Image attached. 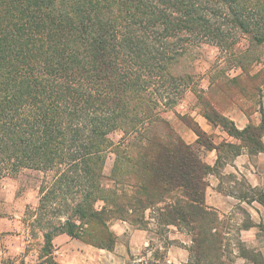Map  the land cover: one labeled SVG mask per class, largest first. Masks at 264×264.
Listing matches in <instances>:
<instances>
[{
	"label": "trees",
	"instance_id": "obj_1",
	"mask_svg": "<svg viewBox=\"0 0 264 264\" xmlns=\"http://www.w3.org/2000/svg\"><path fill=\"white\" fill-rule=\"evenodd\" d=\"M231 26L248 35L264 26V0H0V179L44 175L39 207L29 214L44 240L39 264H60L59 235L88 242L93 226L100 241L111 242L112 220L143 227L142 209H156L159 225L186 230V264L239 257L264 264L241 237L235 254L228 252V223L205 203L208 177L226 149L236 157L241 148L264 154V119L241 131L215 109L205 111L244 144L216 145L193 128L196 144L218 154L212 167L162 114L191 88L188 72L176 74L184 57L202 44L226 49ZM252 36L264 42V34ZM252 189L254 196L239 200L264 207V190ZM161 262L155 255L135 264H174Z\"/></svg>",
	"mask_w": 264,
	"mask_h": 264
},
{
	"label": "rangeland",
	"instance_id": "obj_2",
	"mask_svg": "<svg viewBox=\"0 0 264 264\" xmlns=\"http://www.w3.org/2000/svg\"><path fill=\"white\" fill-rule=\"evenodd\" d=\"M226 30L231 33L230 40L225 45L226 49L214 44H202L191 50L178 66L176 74H185L182 72L190 74L191 88L175 105L163 107L162 114L181 138L179 133L181 126L185 125L193 132V128L200 127L197 120L200 117L205 118V111L211 108L222 115L244 111L250 117L251 126H260L264 119V42L254 40L252 36L257 32L264 34V26H257L249 35L232 26ZM206 134L216 145L225 139L224 141L233 140L237 145L244 147L239 140L222 133L221 129L216 133ZM111 138L116 142L121 138V134L117 132ZM193 146L199 149L201 158L205 160L209 151L196 143ZM225 151L227 153L224 152L222 164L216 171V175L222 181L221 192L236 199L242 195L254 196L251 191L253 189L244 176L246 171L240 173L242 167L248 169L251 166L256 170L258 168L257 175L262 182L260 189L264 190V154L251 156L246 148H241V153L249 154L250 159L239 166L234 163L238 156L228 154L227 149ZM114 165L115 156L110 154L104 169L105 176L112 175ZM232 169H237L240 174L233 173ZM222 172L225 175H222ZM43 177L41 172L25 171L17 178L6 176L0 179V264H39L44 240L39 228L31 226L32 219L29 218V214L39 207ZM106 184L109 188L113 186L108 180ZM133 190L129 188L130 195L134 194ZM250 200L251 198L245 199L247 201L245 203L251 204ZM232 204L233 207L226 210L223 217L219 216L228 223V229L223 233H229L225 236L230 245L227 249L228 252L234 253L235 244L244 231H241L242 226L253 221L241 204ZM103 205L102 202L97 203L98 207ZM140 214L145 215V219H142L143 227L117 219L109 222L111 242L100 241L97 231L90 226L88 242L78 240L69 249L68 258L74 264H128L132 259L136 260L135 264L140 260H151L156 255L158 259L161 257V263H186L192 244L186 230L182 228L179 231L176 227L159 225L156 209L146 211L142 209ZM259 218L258 235L264 237V212L260 213ZM259 243H263V240L261 239ZM95 244L102 246L103 249ZM57 251L59 247L54 245L56 258ZM76 255L78 258L75 259Z\"/></svg>",
	"mask_w": 264,
	"mask_h": 264
},
{
	"label": "crops",
	"instance_id": "obj_3",
	"mask_svg": "<svg viewBox=\"0 0 264 264\" xmlns=\"http://www.w3.org/2000/svg\"><path fill=\"white\" fill-rule=\"evenodd\" d=\"M223 115L225 117L229 118L231 121H233L235 126L237 127V129H239L241 131L246 129L248 126H251L250 117L244 111H239V112H235L232 114H223ZM197 121H198L201 129L206 133H216V132L220 131V129H221L222 133L226 134L230 138H233V137L229 136L227 134V132H225L221 127L214 126L213 124L209 123L205 118L200 117ZM179 133L182 136V139L188 145H193L196 143L197 137H196L195 133H193L191 131V129L187 128L185 125L181 126V128L179 129ZM263 138H262V140L264 142ZM224 140L225 139H222L223 142L236 144V142H233V140H232V142H230L229 140H227V141H224ZM260 155H262V154H260ZM249 159H250V155L243 153L236 158L234 163L236 165L240 166L241 164L246 163V161H249ZM217 160H218L217 152L216 151H209L208 156H206V159L204 161L208 165L214 167L217 164ZM263 161H264V159H263ZM244 170L246 171V174H244V176L247 179L248 184L252 188H260L262 186V182H261L260 177L257 175V173L259 171L258 168L256 170L253 166H251L248 169H245L242 167L240 170V173ZM232 171H233V173H236L237 175L240 174V173H238L237 169H232ZM222 175H225V174L222 172ZM208 182H209V186L207 187L206 197H205V203H206L207 207L215 210L216 212H218V214L220 216L223 217V215H225V211L229 210V208L233 207L232 203H234L236 205L241 204L249 212V214L251 215V220L254 223L253 227H251L248 230L242 231L241 240L249 248H251V249L257 248L256 251L261 252V254L264 257V237H259V235H258L259 230L257 227L260 224V218H259L260 213L264 212L263 206H261L256 201H253L251 204H247L245 202H241L239 199H236L235 197H232L229 195L225 196L221 192V189H220V186L222 185L221 178L216 174L209 175ZM125 224L128 225L127 223H125ZM134 234H136V231L134 232ZM261 239L263 240V243L260 244L259 242ZM76 242H78L77 239H74L68 235H60L54 239L53 244L58 245V247H59V251H57L58 257L56 258L58 263H60V264H74V263H72V261H70V258H68V256H69L68 251ZM81 252H82V250H81ZM76 258H78V255H76L75 259ZM183 262H186V261L183 260ZM236 262H237V264H254V263L247 262L244 258H240V257L237 259ZM186 263H184V264H186ZM174 264H183V263L178 262V263H174Z\"/></svg>",
	"mask_w": 264,
	"mask_h": 264
}]
</instances>
